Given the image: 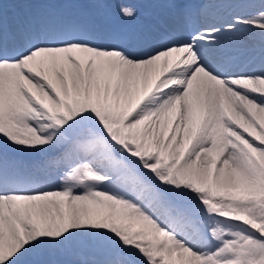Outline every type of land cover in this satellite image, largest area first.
I'll use <instances>...</instances> for the list:
<instances>
[{
  "label": "snow or ice",
  "instance_id": "6c2138e0",
  "mask_svg": "<svg viewBox=\"0 0 264 264\" xmlns=\"http://www.w3.org/2000/svg\"><path fill=\"white\" fill-rule=\"evenodd\" d=\"M0 264H264V0H0Z\"/></svg>",
  "mask_w": 264,
  "mask_h": 264
}]
</instances>
